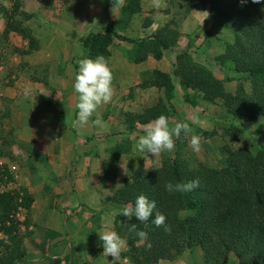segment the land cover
Returning a JSON list of instances; mask_svg holds the SVG:
<instances>
[{
	"label": "rangeland",
	"instance_id": "374dc122",
	"mask_svg": "<svg viewBox=\"0 0 264 264\" xmlns=\"http://www.w3.org/2000/svg\"><path fill=\"white\" fill-rule=\"evenodd\" d=\"M85 1L0 0V60L13 66L9 67L11 74L5 71L4 77L8 88H16L9 94L4 91V100V96L0 98V112L3 115L5 113L3 121H0V192L28 193L34 199L30 206H19L14 213V220L21 223V238L26 248L25 258L18 264H88L89 258L102 254L103 246L97 233L101 217L109 215L113 221L112 230L115 231L116 217L122 208L109 199L119 188L117 184H123L124 179L135 173L140 165H162L166 156L174 157L180 148L179 138L174 137V151L152 156L135 150L139 136L144 134V126L152 121L146 124L136 122L135 128L130 129L129 126L133 124L126 120V114L120 124L119 114L115 112L119 110L116 108L119 106L117 102L110 112L112 121H104V128L95 126L94 120L84 129L75 126L78 109L71 103H78V94L70 97L74 93L69 89L71 79L65 82L66 75L69 76L65 74L66 63L58 64L49 55L57 50L56 46L60 49L69 37L67 26L56 20V4H65V8L69 3H76L79 8ZM142 2L143 9L135 18L140 26L143 27L147 17L155 20V25L174 19L182 33L179 47L190 48L198 62L204 63L217 77L224 79L227 68L212 61V57L223 50V44L214 43L212 49L198 48L207 31L212 38H232L224 20L208 4H198L187 12L188 0H161L163 6L160 8L153 7L152 0H148L149 4L146 0ZM16 5L18 12L9 19L8 12H13ZM163 14L168 16L164 17ZM9 20L19 24L26 33L15 30L6 32ZM88 26L89 30H100L97 25ZM151 31H154V27L153 30H143L142 35ZM175 49L178 50L177 47ZM177 50L168 51L170 54L175 53L173 59L176 58ZM18 59L24 61L19 62ZM172 72L173 68L170 73H166V81L171 79L175 87L172 100L169 102V96L163 89L157 97L150 98V105L145 104L143 110L161 98L169 108H175L168 119L170 128L176 123H189L192 132L188 138L182 133L184 146L181 152L191 160L192 166L202 163L220 168L227 147L251 157L260 145L264 146V136L258 134L259 126L264 128L263 120L245 122L233 117V111L247 102L245 98H233L227 102L218 100L215 104L202 101L192 106L184 99L187 91L192 93L191 89L186 91ZM227 74L230 77L225 80L227 91L236 94L238 86L243 84L246 92L251 93L252 84L248 77L228 70ZM66 83L67 87H63ZM44 96H48L51 102H45ZM31 110L36 112L32 113ZM98 111L103 117L101 107ZM95 118L94 115L92 119ZM233 124H238L244 132L234 133ZM122 131L126 133L124 137L120 134ZM191 135L201 138L202 147L198 153L189 147ZM79 169L83 176L77 174ZM114 177L116 182L113 181ZM96 191L99 193L96 194ZM91 195H94L93 203L88 201ZM100 195L106 197L101 200V204ZM97 200L98 204L94 202ZM106 202L114 203L117 207ZM195 249L201 251L200 248ZM195 249L187 250L193 253L190 259L194 257L193 260H197ZM126 252L121 253V258H126ZM102 259L105 264H113L111 256ZM227 264H239L237 256L232 254Z\"/></svg>",
	"mask_w": 264,
	"mask_h": 264
},
{
	"label": "trees",
	"instance_id": "16d2710c",
	"mask_svg": "<svg viewBox=\"0 0 264 264\" xmlns=\"http://www.w3.org/2000/svg\"><path fill=\"white\" fill-rule=\"evenodd\" d=\"M132 1L136 6L127 0L117 21L81 38L85 59H95L99 55L109 57L113 37L129 39L120 31L125 30L132 18L142 11L141 0ZM188 2L187 12L198 4H208L224 20L232 34L231 40L218 36L212 38L207 31L198 48L212 49L214 43L223 44V50L214 55L212 61L234 74L248 77L252 84L251 93L246 92L243 84L238 86L236 94L227 91L225 80L230 78L227 70L224 79L219 78L211 68L195 59L190 48L181 49L179 40L182 33L174 19L151 33L129 39L134 45V62H144L150 55L159 60L166 51H175L177 47L172 73L186 91H192L184 95L186 102L197 106L202 101L215 104L218 100L227 102L243 97L247 102L233 111V117L245 122L264 121V0L260 4H253L251 0ZM13 12H8L9 19L15 17L13 14L18 12V5ZM10 21L6 32L26 33L19 24ZM153 23V19L147 17L143 29L146 31ZM140 86L164 89L169 102L174 97V84L171 79L166 81V73L160 69H154ZM174 112V106L169 108L160 98L141 112L127 113L126 120L133 124L130 129H134L136 122L146 124L161 115L169 119ZM237 125L231 126L234 133L244 132ZM258 134L264 136L262 126H259ZM182 138L181 134L180 148L174 157L166 156L158 167L140 165L109 197L122 210L128 204L134 206L136 198L143 194L156 203L152 219L159 211L166 216L165 223L171 228V232L166 233L163 227H156L152 219L140 223L135 217L128 220L118 214L115 232L127 241L128 250L124 256H128L133 264H158L161 259L175 260L187 250L200 248L205 264H227L232 254L237 256L239 264H264V146L260 145L251 157L227 147L220 168L202 163L192 166L191 160L181 152L184 146ZM196 179H199L200 187L190 193H169L165 189L169 182L187 183ZM115 180L116 177L113 178ZM33 200L28 193L0 192V233L3 234L0 237V264H18L25 258L21 223L14 220V213L19 206H30ZM132 223L137 224L138 231L148 233L147 241L139 243V237L129 232ZM148 243H151V248L146 246Z\"/></svg>",
	"mask_w": 264,
	"mask_h": 264
},
{
	"label": "crops",
	"instance_id": "0c3cea01",
	"mask_svg": "<svg viewBox=\"0 0 264 264\" xmlns=\"http://www.w3.org/2000/svg\"><path fill=\"white\" fill-rule=\"evenodd\" d=\"M85 2L86 3L80 5L79 8H77L79 4L76 3L73 4L69 3L65 6V8H64L65 4H59V5L56 4L57 8H55V10H57L58 12V18H56V20H58V22L61 23L62 25L65 24L67 26L66 33L68 32L69 37L65 39L64 43H62L60 49H58L59 47L56 46L57 50H55V52L52 51L53 54L52 55L50 54L49 56L51 57L52 60H55V62H57L58 64L66 63L67 70L65 71V74L67 73L69 74V76L66 75L65 82L71 79V81L69 82L70 83L69 89L72 90L74 93L73 95L70 96L71 98L73 96H76L73 85H74L75 75L77 74L79 69L78 61L81 59H85V57H83L84 50L83 47L81 46L80 40L83 36L92 32V30H89L88 24L91 25L93 24V26L97 25L101 30L104 27L108 26L109 23L117 21L121 16L122 10L126 6L127 0H124V5L122 7L114 8V14L112 12L113 0H86ZM131 3L134 6L136 2L131 0ZM140 3L142 6L143 4L142 0L140 1ZM146 3L149 4L148 0H146ZM81 8L83 11L82 13H80ZM64 9H66V11ZM77 9H79V11H77ZM136 16H139V14H136L132 18V20L129 22L125 30L120 31L121 35H124L129 39L132 38L135 39L143 36L142 35L144 34L143 30L145 31V29H143V27L137 23L135 19ZM163 16L166 17L168 16V14H163ZM155 23L156 22H154L148 29L153 30L154 27V30H156L158 27L163 25L162 23H157L155 25ZM148 29H146V31ZM58 37H61V35ZM129 39L125 40V38L113 37V43L110 48L111 55L106 58L108 60L109 67L113 72L114 95L111 102L101 107L102 108L101 115H103L102 119L105 122L112 121L109 118V116L111 114L110 113L111 109L114 106H116L113 105L116 104V102L117 105H119L116 108H118L119 110L117 111L115 110V112L116 114L117 113L119 114L120 124H122V122L125 120V115L128 113V111L141 112L145 104L147 106L150 105L149 104L150 102L148 103V101H150V98L157 97L162 91L156 87L141 88L140 87L141 82L145 78H147V76L150 75L154 69H160L165 73H170V71H172L173 68L172 64L175 61L174 60L175 57L173 59V56L175 55V53L173 52L174 53L173 55V53L170 54L168 53V51H166L163 57L159 60L154 58L152 55H150L148 59L144 62H140V63L134 62L133 60L134 45L133 43L129 42ZM18 61L21 62L24 60L18 59ZM10 66H12L11 63L8 64L5 63V61L0 60V98L4 96L2 97L3 100L5 98L4 91H7V94H9L11 90H16V88L15 89H12L10 87L8 88L6 84V79L4 77L5 71H7L8 74H11L9 73ZM63 87H67V83L64 84ZM51 89H53V87H51ZM44 97H45V102L47 103L51 102V99L48 96H44ZM3 100H2V104L4 106ZM71 104L75 106L76 102L73 101ZM35 110L37 111V109ZM35 110L34 111L31 110V112L35 113L36 112ZM42 112L44 113L46 111L42 110ZM0 116H1L0 121H3V116H5V113L3 115V112H0ZM93 120L95 119H92L90 121ZM120 134L123 135V137L126 135L124 131L120 132ZM121 161L123 165V160ZM127 165H128V161H127ZM77 174L79 175V177L83 176V173L81 172L80 169L77 171ZM115 188L117 187L115 186ZM97 193L99 192L96 191V194ZM93 196L94 195H91L90 199L88 200L89 202L92 201L93 203L92 200ZM100 196L101 198L99 200L101 204V200L102 201L105 200L106 197L104 195L103 196L100 195ZM106 203H109V205L110 204L114 205V203H110V202H106ZM114 206L117 207L116 204ZM121 238L125 240V238L123 237ZM96 239H98V237ZM96 243H99L98 240H96ZM125 250L127 251V244L123 251L126 252ZM196 252L198 256L197 260H193L194 257L190 259L193 253L187 251L185 254L182 255L183 257H180L176 260L161 259L158 264H204V256L202 250L201 251L197 250ZM101 255L102 254L100 253L97 256H93L92 258H89L87 260V263L105 264V261L102 259L105 256L102 257ZM125 257H126L125 259H123V257L121 258L119 264L131 263L129 257L128 256Z\"/></svg>",
	"mask_w": 264,
	"mask_h": 264
},
{
	"label": "clouds",
	"instance_id": "9594fccd",
	"mask_svg": "<svg viewBox=\"0 0 264 264\" xmlns=\"http://www.w3.org/2000/svg\"><path fill=\"white\" fill-rule=\"evenodd\" d=\"M261 2L262 0H251L253 4H260ZM123 5L124 0H113V14L114 8H120ZM152 6L160 8L163 5L161 0H152ZM78 64L79 69L75 75L73 85L75 93L78 94V103L76 104L78 113L74 124L84 129L89 125L90 120L95 115L94 125L99 128H104L105 124L98 109L111 102L113 98V72L109 67L108 60L103 55H99L95 59H81L78 61ZM193 122L196 123L197 121ZM143 132L144 134L139 136L134 146L135 150L140 153L158 156L165 151H174V137L179 138L183 133L184 137L188 138L189 133L192 132V128L187 122L176 123L174 127L170 128L168 118L161 115L151 123L145 125ZM189 147L193 152H200L202 147L201 138L197 135H191ZM120 185L122 184H117V186ZM199 187V179L187 183L173 184L169 182L165 185V189L169 193H190ZM94 202L99 203L98 200ZM154 209H156L155 201H150L147 196L142 194L136 198L134 206L132 204L124 206L119 215L126 217L128 220H132L135 217L140 223H147L152 219ZM165 222L166 216L156 211L152 223L158 228L163 227L166 233H170L171 228ZM112 223L113 221L109 215L102 216L101 226L97 233L103 246L102 255L107 257L111 256L113 258V264H117V262L121 261V253L126 247V241L112 230ZM128 230L139 237V243H144L148 240V233L142 230L138 231L137 224L132 223ZM146 246L151 248V243H148Z\"/></svg>",
	"mask_w": 264,
	"mask_h": 264
}]
</instances>
